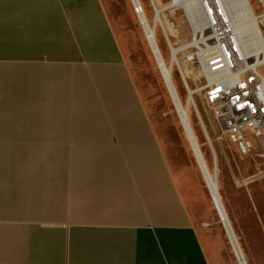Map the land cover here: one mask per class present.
<instances>
[{"label": "crops", "instance_id": "1", "mask_svg": "<svg viewBox=\"0 0 264 264\" xmlns=\"http://www.w3.org/2000/svg\"><path fill=\"white\" fill-rule=\"evenodd\" d=\"M123 62L101 0H0V264H211L157 140L136 122ZM94 69L126 86L113 90L118 126ZM47 146L65 148L54 205ZM48 208L66 219L47 221Z\"/></svg>", "mask_w": 264, "mask_h": 264}, {"label": "rangeland", "instance_id": "2", "mask_svg": "<svg viewBox=\"0 0 264 264\" xmlns=\"http://www.w3.org/2000/svg\"><path fill=\"white\" fill-rule=\"evenodd\" d=\"M101 1L121 46L124 74L128 83L131 84L135 104L139 107L143 122L149 125V138L151 133L160 146L157 148L156 143L154 142L153 145V140L151 141L158 158V165L163 164L164 172L169 174L175 185L181 188L189 215L205 247L210 263L238 264L224 225L216 213L211 195L175 112L145 34L138 24V18L130 0ZM141 2L149 16L150 8H147L146 0H141ZM251 4L256 13L264 10V4L259 0H251ZM179 18L178 14L170 19L175 21ZM170 19L164 18L165 21ZM261 29L264 32V26ZM169 33L176 34L174 29ZM180 33V40L187 37L186 31L183 30ZM156 37L165 58L168 59V49L162 41L160 32ZM172 42H175L174 38ZM80 67L83 72L90 68L87 65ZM182 68L185 73L190 70L185 66ZM52 71L57 72L58 70ZM62 71L65 72V69ZM110 71L118 74L116 70L111 69ZM174 73L175 84L181 97L184 98V90L175 67ZM118 76L120 77L119 74ZM119 81L120 79L116 84L118 88L121 85ZM195 100L206 123L213 150L216 153L217 165L213 163L211 147L194 122L190 107L191 121L207 164L215 172L217 171L221 186L220 194L233 231L248 263L264 264V150L255 146L251 154L243 156L225 136L217 139L220 126L213 111L202 98L196 96ZM47 120L64 122L66 116L51 115L47 116ZM64 150L65 148L58 146H47V202L53 205L59 203V196L64 191L63 183L66 172ZM169 164L174 165L179 174L178 183L169 171ZM58 208L47 209V221L66 219L65 213Z\"/></svg>", "mask_w": 264, "mask_h": 264}, {"label": "built area", "instance_id": "3", "mask_svg": "<svg viewBox=\"0 0 264 264\" xmlns=\"http://www.w3.org/2000/svg\"><path fill=\"white\" fill-rule=\"evenodd\" d=\"M159 1L146 0L149 18L158 22L156 33L160 32L169 57L179 47L175 54L181 66L192 72L191 77H185L179 64H174L184 96L195 95L204 100L220 126L217 139L225 136L240 155L251 154L255 146L264 150V41L258 50L243 47L221 13V0H195L194 6L199 11L196 16L187 13L185 0H161L163 5ZM130 2L137 18L143 16L142 2ZM178 14L175 31L187 32L182 40L170 35L159 20L163 15L174 18ZM191 111L212 149L210 136L192 98Z\"/></svg>", "mask_w": 264, "mask_h": 264}, {"label": "bare ground", "instance_id": "4", "mask_svg": "<svg viewBox=\"0 0 264 264\" xmlns=\"http://www.w3.org/2000/svg\"><path fill=\"white\" fill-rule=\"evenodd\" d=\"M259 1L264 4V0H259ZM139 2L141 4V0H139ZM159 4L163 5V1L160 0ZM194 4H195V0H185L184 1V7L187 13L192 16H196L197 12H199L198 9L195 8ZM221 13L223 17L230 22L233 33L238 38V40L243 45V47L245 48L252 47L255 50H258L262 47L263 41H264V32L262 31L260 24H264V10L260 13H256L251 4V0H221ZM163 16L164 17H160L159 20L162 26L164 27V29L168 33L172 29H174V32L176 34L174 35L170 33L169 34L176 36L180 40L179 34H177V32L175 31L174 21L166 17L165 15ZM164 18L170 19V20L165 21ZM138 24L145 34L147 43L157 63L159 72L166 86V89L170 95L175 112L180 120V124L187 137V140L191 147L193 155L198 163V167L200 168L201 174L208 188L209 194L214 198V201L217 205V209L220 212L222 223L226 229V232L228 233L230 244L236 255L237 262L238 264H249L238 242L236 234L233 231L229 217L227 215V211L224 207L223 199L220 194L221 186H220L217 171L215 172L214 169L211 168L207 164L204 154L201 150L198 137L196 135V132L194 130V127L191 121L192 115L190 113V107H191V98H192V100L194 101V104L196 105V109L200 117L202 118L203 124L206 127V123L204 121L200 108L195 100V95H192L188 98L187 96L182 98L175 84V79H174V74H175L174 64L175 63L179 64L180 70L185 77L186 76L191 77L192 72L190 70H187V73L184 72L181 66L180 58L177 54H175V52L177 51L179 47H176L177 49L174 48L173 54L171 57H169L168 59L165 58L162 52V49L159 46L158 39L156 37L157 36L156 28H157L158 22L151 21L144 7H143V16L142 15L138 16ZM171 45L173 46L172 42H171ZM110 70L94 69L93 72H95L96 74L95 76L98 79V85H99L100 92L102 93L103 97L107 101V105L110 110L111 120L114 125L118 126L120 121H119V118H118V115L115 109H113V106L117 105L116 95L113 90L115 87L117 89L116 84L118 80L120 79V77L118 76V74H114ZM109 81L114 84V86L112 85L113 86L112 91H111V87H109L108 85ZM118 89L122 92L125 91L126 93L125 85H121V87ZM113 96L115 98L114 102L113 100H111ZM127 109L130 111L131 115H133V112L135 111L136 108L132 104H128L127 102ZM136 122H143V120L139 116V117H136ZM208 135H209V132H208ZM211 151H212L213 163L217 165V157H216L215 151L213 150V146H212ZM168 168L175 182L178 183L179 174L177 170L175 169V166L172 164H169ZM154 172H157L155 168H153L150 173H154Z\"/></svg>", "mask_w": 264, "mask_h": 264}, {"label": "water", "instance_id": "5", "mask_svg": "<svg viewBox=\"0 0 264 264\" xmlns=\"http://www.w3.org/2000/svg\"><path fill=\"white\" fill-rule=\"evenodd\" d=\"M195 158V157H194ZM196 160V159H195ZM197 162V161H196ZM198 164V163H197ZM200 169V168H199ZM201 172V171H200ZM210 198H211V200H212V203H213V205H214V207H215V210H216V213H217V215L219 216V218H220V220L222 221V218H221V215H220V212H219V210L217 209V205H216V203H215V201H214V198L212 197V196H210ZM224 227V226H223ZM224 229H225V227H224ZM225 232H226V229H225ZM226 235H227V237H228V233L226 232ZM228 239H229V237H228ZM229 241H230V239H229ZM233 249V248H232Z\"/></svg>", "mask_w": 264, "mask_h": 264}]
</instances>
